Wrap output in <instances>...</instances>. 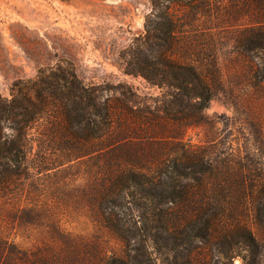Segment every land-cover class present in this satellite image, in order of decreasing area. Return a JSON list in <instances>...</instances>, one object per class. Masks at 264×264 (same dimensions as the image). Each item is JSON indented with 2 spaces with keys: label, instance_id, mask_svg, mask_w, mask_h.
<instances>
[{
  "label": "rangeland",
  "instance_id": "obj_1",
  "mask_svg": "<svg viewBox=\"0 0 264 264\" xmlns=\"http://www.w3.org/2000/svg\"><path fill=\"white\" fill-rule=\"evenodd\" d=\"M171 1L160 0L159 12ZM208 1L211 15L170 5L176 24L171 54L189 56L212 86L197 126L184 127L194 121L191 102L171 107L170 89L148 84L137 72L143 53L159 54L145 42L152 0H0V99L10 100L16 95L13 84L35 78L38 71L55 78L72 69L84 86L96 87L101 104L110 106L111 132L105 143L119 145L117 154L142 156L154 120L158 137L201 147L219 166L239 169L243 176L247 168L264 171V48L241 52L236 38L247 18L227 19L221 11L228 0ZM186 17L189 22L179 20ZM55 109L26 128L14 163L0 161V264H95L101 252L116 261L129 263L136 257L143 262L141 252L133 250L138 239L124 248L96 221L89 195L94 189L83 184L91 180L93 160L66 163L67 154L56 150L62 120ZM0 134L16 136L7 125ZM221 178H207L201 186L190 182L187 188L205 198L217 215L215 234L226 225L245 224L264 243V231L255 225V209L264 200L249 197L248 184L237 192ZM196 200L173 207L177 233L184 232V217ZM130 213L123 231L143 230L146 219L141 224ZM142 240L148 259L168 264L150 239ZM212 243L194 247L205 255L214 250Z\"/></svg>",
  "mask_w": 264,
  "mask_h": 264
},
{
  "label": "trees",
  "instance_id": "obj_2",
  "mask_svg": "<svg viewBox=\"0 0 264 264\" xmlns=\"http://www.w3.org/2000/svg\"><path fill=\"white\" fill-rule=\"evenodd\" d=\"M159 1L152 0L154 14L145 22V42H150V52L157 49L159 54L150 56L143 53L142 68L137 72L148 84L170 89L173 94L171 107L180 108L183 100L191 102L189 117L194 121L184 127L197 126L200 113L212 98V86L189 56L171 54L176 45V24L170 5L176 3L181 9L196 12L204 9L211 15L210 2L174 0L165 6L163 12H159L162 5ZM227 6L221 11L227 19L236 21L246 17L248 21L240 28L236 38L237 48L244 54L263 49L264 0H228ZM218 9L215 7L217 13L222 14ZM179 20L190 21L187 17ZM177 49L181 50V47L177 46ZM12 90L16 95L10 100L0 99V127L7 125L16 136L8 139L0 134V161L14 163L26 128L47 116L51 108H56L55 112L62 120L59 136L55 138L58 141L56 150L67 154L66 163L80 162L85 158L93 160L91 180L83 184L94 189L89 195L96 221L114 233L124 248L138 239L139 245L133 250L141 252L145 264H155L146 255L142 239L147 238L157 252L168 259V264H218L220 261L222 264H233L235 259H239L241 264H264V243H259L245 224L226 225L216 235L217 215L203 202L205 198L187 189L191 186L190 182L201 186L207 178L221 176V182L227 188L232 186L238 192L248 184L249 197L264 200V171L247 168L243 176L239 169L229 165L219 166L201 147L184 143L173 136L158 137L154 120L148 124L143 141L146 151L142 156L117 154L121 148L119 145L105 143L111 132L110 106L108 103L101 104L96 87L84 86L72 69L59 73L55 78L38 71L35 78L14 83ZM90 143L94 144L93 149H90ZM194 198L197 200L192 204L190 215L184 217V232L177 233L179 226L173 207L177 203L187 207ZM255 211V225L264 231V203ZM130 212L137 214L141 224L142 218L146 219V223L143 230L141 227L140 231H126V234L123 226ZM147 219L150 221L147 222ZM200 242H214L215 248L203 255L194 247ZM100 254L95 264L142 262L136 257H132L129 263L116 261L106 253Z\"/></svg>",
  "mask_w": 264,
  "mask_h": 264
}]
</instances>
